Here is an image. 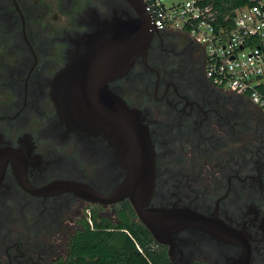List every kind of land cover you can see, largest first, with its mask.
Masks as SVG:
<instances>
[{
	"label": "flooded vegetation",
	"instance_id": "1",
	"mask_svg": "<svg viewBox=\"0 0 264 264\" xmlns=\"http://www.w3.org/2000/svg\"><path fill=\"white\" fill-rule=\"evenodd\" d=\"M136 15L128 0H0V264H66L94 215L116 223L131 209L143 223L129 198L112 200L129 169L110 135L67 123L55 98L84 36ZM106 86L151 139L149 205L220 225L175 233L171 262L264 264V110L213 85L204 47L178 30L154 29Z\"/></svg>",
	"mask_w": 264,
	"mask_h": 264
},
{
	"label": "water",
	"instance_id": "2",
	"mask_svg": "<svg viewBox=\"0 0 264 264\" xmlns=\"http://www.w3.org/2000/svg\"><path fill=\"white\" fill-rule=\"evenodd\" d=\"M128 1L137 15L122 21L115 18L86 34V53L73 57L59 74L61 91L58 88L55 97L59 111L69 124L110 135L129 169L125 184L114 191L112 200L129 198L138 218L158 243L169 244L175 233L187 227L218 232L220 225L213 216L187 208L149 205L155 176L151 139L124 102L110 92H99L148 47L155 29L144 0ZM61 185L69 186L64 181Z\"/></svg>",
	"mask_w": 264,
	"mask_h": 264
},
{
	"label": "built area",
	"instance_id": "3",
	"mask_svg": "<svg viewBox=\"0 0 264 264\" xmlns=\"http://www.w3.org/2000/svg\"><path fill=\"white\" fill-rule=\"evenodd\" d=\"M144 2L155 29L186 32L204 47L205 75L213 85L264 110V0H249L222 18L204 0Z\"/></svg>",
	"mask_w": 264,
	"mask_h": 264
},
{
	"label": "trees",
	"instance_id": "4",
	"mask_svg": "<svg viewBox=\"0 0 264 264\" xmlns=\"http://www.w3.org/2000/svg\"><path fill=\"white\" fill-rule=\"evenodd\" d=\"M249 0H204L212 4L220 18L247 4ZM126 209L117 217L121 221L107 224L96 220L94 227L85 221L84 228L72 238V251L66 264H174L166 246L159 244L149 229L133 220Z\"/></svg>",
	"mask_w": 264,
	"mask_h": 264
}]
</instances>
